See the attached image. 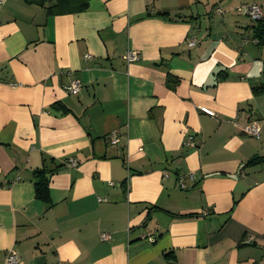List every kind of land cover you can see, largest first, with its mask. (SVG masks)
Instances as JSON below:
<instances>
[{"label": "crops", "instance_id": "0c3cea01", "mask_svg": "<svg viewBox=\"0 0 264 264\" xmlns=\"http://www.w3.org/2000/svg\"><path fill=\"white\" fill-rule=\"evenodd\" d=\"M251 3L264 15V0L0 4V264H264V45L242 42L255 22L237 12Z\"/></svg>", "mask_w": 264, "mask_h": 264}, {"label": "built area", "instance_id": "2783aa9c", "mask_svg": "<svg viewBox=\"0 0 264 264\" xmlns=\"http://www.w3.org/2000/svg\"><path fill=\"white\" fill-rule=\"evenodd\" d=\"M4 0H0V4L3 3ZM218 12L219 13H222V11L220 9H218ZM237 12L243 16H246L248 17L252 22H257V21H260L263 19L264 15H263V7L260 5V4H257V3H251V4H248V5H242V6H239L237 8ZM242 42L244 44H247L249 42H253V43H256L258 44L259 41L258 39L256 38H253V39H249L248 37H244ZM196 43V40H191L190 42V46H194ZM87 59H91L92 56L91 55H86L85 56ZM126 60L129 61V62H133V61H136L139 59V54L135 51H128L126 53ZM81 83L79 80L77 79H74L72 80L69 84H67L65 86V90L68 92V93H71V94H78L80 91H81ZM202 112L214 117L215 114L213 111H211L210 109H207V108H201ZM244 132L246 134H248L249 136L253 137V138H260V133H261V130H260V126L258 125V123L256 122H253V123H250L249 125H247L244 129ZM118 137L116 136L115 133L111 134L110 137H109V141L111 144L115 145L118 143ZM186 145L188 146H194V138L191 136V137H188V139L186 140L185 142ZM70 164L72 166H76L77 165V162L75 160H70ZM194 180V175L192 173H188L186 175H181L178 177V186L181 188V189H186L188 187V185H190V183ZM111 185H113L111 183ZM101 238L103 241H105L108 237L105 235V234H102L101 235ZM153 241V240H152ZM20 261V257L19 255L15 252V251H10L9 254L7 255V259H6V264H18ZM56 264H62V263H56Z\"/></svg>", "mask_w": 264, "mask_h": 264}, {"label": "trees", "instance_id": "16d2710c", "mask_svg": "<svg viewBox=\"0 0 264 264\" xmlns=\"http://www.w3.org/2000/svg\"><path fill=\"white\" fill-rule=\"evenodd\" d=\"M30 2L31 0H27ZM166 14H160V16H165L167 17ZM253 38L258 39L259 45H264V19L257 21L254 23L253 27ZM264 89L262 87L256 88L254 91L255 93L262 92ZM257 159H252L249 163L255 162ZM57 167L56 169H58ZM48 174V169L47 168H42L38 169L35 171L34 177H35V182H34V189H35V197L46 203L47 205H50V198H49V178L47 177Z\"/></svg>", "mask_w": 264, "mask_h": 264}]
</instances>
